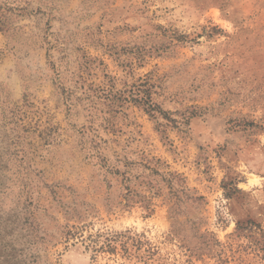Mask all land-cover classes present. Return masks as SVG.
Returning a JSON list of instances; mask_svg holds the SVG:
<instances>
[{
	"label": "rangeland",
	"instance_id": "obj_1",
	"mask_svg": "<svg viewBox=\"0 0 264 264\" xmlns=\"http://www.w3.org/2000/svg\"><path fill=\"white\" fill-rule=\"evenodd\" d=\"M0 264H264V0H0Z\"/></svg>",
	"mask_w": 264,
	"mask_h": 264
}]
</instances>
